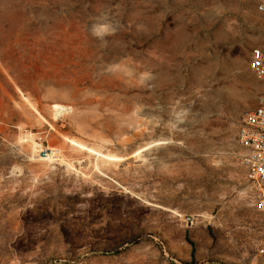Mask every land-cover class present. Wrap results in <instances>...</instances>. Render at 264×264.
I'll use <instances>...</instances> for the list:
<instances>
[{
  "label": "rangeland",
  "instance_id": "obj_1",
  "mask_svg": "<svg viewBox=\"0 0 264 264\" xmlns=\"http://www.w3.org/2000/svg\"><path fill=\"white\" fill-rule=\"evenodd\" d=\"M257 2L0 0V264L260 263Z\"/></svg>",
  "mask_w": 264,
  "mask_h": 264
},
{
  "label": "built area",
  "instance_id": "obj_2",
  "mask_svg": "<svg viewBox=\"0 0 264 264\" xmlns=\"http://www.w3.org/2000/svg\"><path fill=\"white\" fill-rule=\"evenodd\" d=\"M256 11L264 13V0H258ZM249 65L264 85V46L251 48ZM236 142L237 160L244 168L254 205L264 217V90L257 96L255 106L241 113ZM257 254L259 264H264V230L259 235Z\"/></svg>",
  "mask_w": 264,
  "mask_h": 264
},
{
  "label": "crops",
  "instance_id": "obj_3",
  "mask_svg": "<svg viewBox=\"0 0 264 264\" xmlns=\"http://www.w3.org/2000/svg\"><path fill=\"white\" fill-rule=\"evenodd\" d=\"M263 90H264V86H263ZM262 93V92H261ZM260 93V94H261ZM257 99V98H256ZM256 99H253V101H252V104L254 105V104H256Z\"/></svg>",
  "mask_w": 264,
  "mask_h": 264
},
{
  "label": "bare ground",
  "instance_id": "obj_4",
  "mask_svg": "<svg viewBox=\"0 0 264 264\" xmlns=\"http://www.w3.org/2000/svg\"><path fill=\"white\" fill-rule=\"evenodd\" d=\"M110 159V158H109Z\"/></svg>",
  "mask_w": 264,
  "mask_h": 264
}]
</instances>
